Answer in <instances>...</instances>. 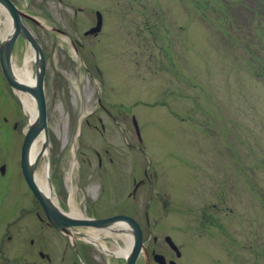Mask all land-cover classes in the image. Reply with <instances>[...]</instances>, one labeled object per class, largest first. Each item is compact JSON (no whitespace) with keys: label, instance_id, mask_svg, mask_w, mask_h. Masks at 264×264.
<instances>
[{"label":"rangeland","instance_id":"rangeland-1","mask_svg":"<svg viewBox=\"0 0 264 264\" xmlns=\"http://www.w3.org/2000/svg\"><path fill=\"white\" fill-rule=\"evenodd\" d=\"M65 1L82 3L83 13L76 17L58 0H16L68 33L25 21L47 62L48 156L37 172L48 164L60 207L70 212L73 192L81 214L102 215L106 197H128L133 179L147 170L154 195L171 206L155 232L177 241L183 264H264V0ZM96 10L103 31L84 37ZM28 48L17 41V65ZM9 89L4 81L0 166H7V190L18 195L28 191L20 150L29 121ZM99 96L117 115L104 136L89 116ZM80 119L86 121L76 136ZM95 150L104 155L102 167ZM150 196L139 188L136 206L144 208Z\"/></svg>","mask_w":264,"mask_h":264},{"label":"flooded vegetation","instance_id":"flooded-vegetation-1","mask_svg":"<svg viewBox=\"0 0 264 264\" xmlns=\"http://www.w3.org/2000/svg\"><path fill=\"white\" fill-rule=\"evenodd\" d=\"M11 1L22 9L16 0ZM58 1L62 4L65 3L72 9L74 7L76 17L84 11L81 7L82 3L78 1L70 4L65 0ZM24 11L26 14L33 15L30 10ZM0 19H3L2 15H0ZM25 21L28 20L24 19ZM79 21L81 22L82 18ZM74 24H78V22L74 21ZM2 27L3 24H0V29ZM87 30L78 31L77 34L81 32L85 34ZM64 32L68 36V33ZM86 37L94 38L97 36L90 35ZM74 43L80 46L79 42L74 41ZM99 75L102 74L99 72ZM4 81L6 80L0 63V87ZM113 107L114 104L111 101L105 102L103 96H99L97 109L90 113L97 118V125H94V129L101 136L105 135L107 129L116 126L115 119L117 115ZM124 115L128 116L130 114L126 113ZM107 152V149H105L104 155ZM95 154L98 166L102 167L104 155L98 150H95ZM108 161L113 163L114 159L109 158ZM0 175L2 177H0V216L5 213L3 220L0 221V264H128V256L134 248L136 234L129 221L117 223L114 228L118 232L111 233L114 236L109 234L97 237L89 236L85 233L87 227L79 228L84 234L83 237L75 236L74 231L70 235H65L50 224L45 216H41V208L39 205L35 207V197L27 185L28 191H20L21 193L17 195L18 192L16 191L19 190L15 191L12 186H10L9 191L7 190L11 180L6 181L3 178L7 176L1 173ZM153 176V174L148 175L146 170L141 179H133L134 189L137 186L138 189L148 187L151 190L148 204L142 208L143 210L136 206L135 194L138 190H134L129 192L126 198L107 196L106 200L103 201L104 204H101L102 207L99 205L103 209L102 215L90 214L89 216L109 218L123 215L135 220L140 225L143 249L137 258L136 264H183L185 261L184 249L174 239L179 249L177 251L169 243L168 238L171 237L170 235L155 232L156 227L160 225L163 218L170 213L171 206L170 201L164 200L160 193L154 195L153 183H151ZM93 208L98 210L97 206L92 205ZM6 210H9V212ZM117 226L121 227L117 228ZM101 242H104V244ZM127 247H130L126 251L127 253H116L119 248L126 249Z\"/></svg>","mask_w":264,"mask_h":264},{"label":"water","instance_id":"water-1","mask_svg":"<svg viewBox=\"0 0 264 264\" xmlns=\"http://www.w3.org/2000/svg\"><path fill=\"white\" fill-rule=\"evenodd\" d=\"M0 4L8 11L13 20V31L9 35L8 39L0 44V59L3 72L8 79L10 85L17 89L27 93H30L37 106L36 118L30 122L29 127L26 131L24 142L21 150V167L24 178L30 187L31 191L41 204L49 222L57 228L59 231L70 235L72 233L74 226H92L95 228H109L113 226L119 220L129 221L130 225L136 230L135 236V246L130 256L128 257V264H135L142 250V233L139 225L133 220L125 216H114L107 219H77L66 214L61 208H59L51 199L47 196L38 186L35 180V173L37 169L38 161L47 155L49 135H48V125H47V113H46V100L44 94V77H45V60L43 52L37 41L34 39L31 32L23 25L21 21V12L13 5L10 0H0ZM98 15V25L91 29L90 33L99 32L101 29V15ZM22 37L30 44V46L36 51L37 55V72H36V83L34 86L22 83L17 79L14 74L11 59L14 44L19 37ZM136 131L138 135L139 126L137 121H134ZM43 134V146L41 152L36 158L31 159V148L38 138L39 135ZM4 172V167L1 168ZM49 185L52 187L50 180ZM79 235L78 233H76ZM76 234H74L76 236ZM81 234V233H80ZM73 235V237H74ZM82 235V234H81Z\"/></svg>","mask_w":264,"mask_h":264},{"label":"bare ground","instance_id":"bare-ground-1","mask_svg":"<svg viewBox=\"0 0 264 264\" xmlns=\"http://www.w3.org/2000/svg\"><path fill=\"white\" fill-rule=\"evenodd\" d=\"M0 15L3 16V19H0V24H3V27L0 29V37L5 38L11 33L12 31V20L11 17L7 14L4 9L0 8ZM36 60V55L34 51L30 48H28L27 54L23 60L22 65H17L15 61L13 62V71L17 79L21 82H24L28 85L34 86L35 85V74H34V69H33V64ZM18 97L20 99V102L26 112V115L28 116L29 121H33L36 117V104L33 96L28 93H23V92H18ZM43 145V135H39V137L36 139L34 142L32 148H31V159H34L37 157L39 152L41 151ZM45 168V167H44ZM49 171L48 164L46 165V168L44 169V172H37L35 174V180L40 187V189L47 195L50 196L53 201L57 204H59L57 198L55 197V190L47 182V177L46 174ZM72 189V187H71ZM70 215L82 218V214L79 212V210L76 208L75 202H74V196L73 192L71 193V198H70ZM121 227V226H118ZM87 235L89 236H100L104 234H109L112 235L111 232L107 231H101V230H96L93 228H87L86 232ZM114 236V235H112ZM104 244V242H101ZM130 247H127L126 249H121L119 248L116 253L117 254H125L127 253ZM120 250V251H119Z\"/></svg>","mask_w":264,"mask_h":264}]
</instances>
